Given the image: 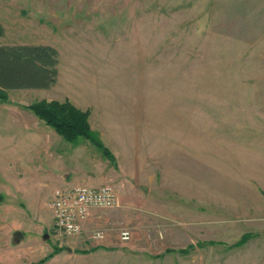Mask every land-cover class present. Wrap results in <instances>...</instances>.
<instances>
[{
    "label": "rangeland",
    "instance_id": "1",
    "mask_svg": "<svg viewBox=\"0 0 264 264\" xmlns=\"http://www.w3.org/2000/svg\"><path fill=\"white\" fill-rule=\"evenodd\" d=\"M0 25L60 53L54 86L0 103V264H264V0H0ZM41 99L89 109L115 162L84 138L15 143L54 130ZM80 183L118 204L59 234L55 189Z\"/></svg>",
    "mask_w": 264,
    "mask_h": 264
},
{
    "label": "trees",
    "instance_id": "2",
    "mask_svg": "<svg viewBox=\"0 0 264 264\" xmlns=\"http://www.w3.org/2000/svg\"><path fill=\"white\" fill-rule=\"evenodd\" d=\"M2 30L0 25V35ZM59 61L58 49L50 44H0V103L7 101L8 90L54 86ZM27 107L67 141L88 139L115 162L112 151L92 129L89 109L83 110L69 99H41Z\"/></svg>",
    "mask_w": 264,
    "mask_h": 264
},
{
    "label": "built area",
    "instance_id": "3",
    "mask_svg": "<svg viewBox=\"0 0 264 264\" xmlns=\"http://www.w3.org/2000/svg\"><path fill=\"white\" fill-rule=\"evenodd\" d=\"M118 204L115 189L111 185L91 186L84 183L59 188L55 191L51 209L53 229L59 234L75 235L94 209L110 208ZM123 240L131 237L129 230L121 233Z\"/></svg>",
    "mask_w": 264,
    "mask_h": 264
},
{
    "label": "crops",
    "instance_id": "4",
    "mask_svg": "<svg viewBox=\"0 0 264 264\" xmlns=\"http://www.w3.org/2000/svg\"><path fill=\"white\" fill-rule=\"evenodd\" d=\"M5 44H9V43H5ZM12 44H15V43H12ZM82 107V106H81ZM84 108V107H83ZM28 115H30V114H28ZM32 115V114H31ZM37 120H38V118H37ZM39 123V122H38ZM23 125H21V129L24 131V134L23 135H21V136H17V137H15L16 138V141H15V143H22V142H24V143H30V144H35L36 143V141L38 142V139H41L42 137H46V138H48V137H51L53 134L55 135V137H56V139H61L58 135V133L57 132H55L54 130H52V129H50V128H48L47 126H44L45 127V130L44 131H40L39 130V128L40 127H38V125L36 124V125H34L33 124V122L31 123H29V122H24V123H22ZM41 124V123H40ZM92 124V123H91ZM47 125V124H46ZM92 127L94 128V129H96L95 127H94V125L92 124ZM57 133V134H56ZM50 135V136H49ZM62 137V136H61ZM14 138V139H15ZM7 139H10V138H8L6 135H4V136H2V137H0V141H2V142H6L7 143V141H10V140H12V138L10 139V140H7ZM64 150L62 151V154H64ZM21 168L23 167V165H19ZM4 173H6V172H3V174ZM8 174V173H7ZM8 176H10V174H8ZM5 184V183H4ZM3 186H8V185H3ZM6 189H9V188H7L6 187ZM5 189V190H6ZM57 189V188H56ZM56 189H55V191H56ZM1 192H3V191H1ZM20 192V191H19Z\"/></svg>",
    "mask_w": 264,
    "mask_h": 264
}]
</instances>
